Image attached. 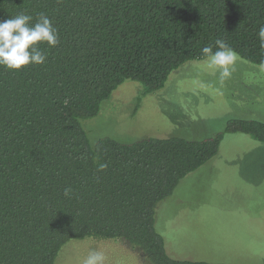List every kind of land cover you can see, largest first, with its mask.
Here are the masks:
<instances>
[{"label": "trees", "instance_id": "16d2710c", "mask_svg": "<svg viewBox=\"0 0 264 264\" xmlns=\"http://www.w3.org/2000/svg\"><path fill=\"white\" fill-rule=\"evenodd\" d=\"M19 13L32 23L47 15L60 43L39 45L43 65L0 67V264H54L68 241L85 238L128 245L144 264H226L168 256L157 206L217 155L225 134L264 144V121L231 118L201 140L126 143L91 142L83 123L125 81L141 86V99L217 39L264 65V0H0V20Z\"/></svg>", "mask_w": 264, "mask_h": 264}, {"label": "rangeland", "instance_id": "374dc122", "mask_svg": "<svg viewBox=\"0 0 264 264\" xmlns=\"http://www.w3.org/2000/svg\"><path fill=\"white\" fill-rule=\"evenodd\" d=\"M140 91L125 81L96 117L84 121L91 142L174 135L201 140L222 132L231 118L264 121V65L239 56L223 84L204 59L183 64L162 89L141 99ZM155 228L173 259L264 264V144L225 134L217 155L159 203ZM93 249L105 254V264L145 263L128 245L85 238L68 241L54 264H83Z\"/></svg>", "mask_w": 264, "mask_h": 264}, {"label": "clouds", "instance_id": "9594fccd", "mask_svg": "<svg viewBox=\"0 0 264 264\" xmlns=\"http://www.w3.org/2000/svg\"><path fill=\"white\" fill-rule=\"evenodd\" d=\"M33 17L19 13L6 20H0V67L13 72L23 71L30 65H43L47 55L39 47L46 44L49 49L60 43L58 30L53 27L51 19L41 13L35 23ZM261 50L264 51V25L258 30ZM213 46L201 49L205 63L209 69L218 72L219 81L223 84L235 71L237 53L224 39L215 40ZM101 167H106L102 165ZM72 189L65 188L63 195L70 198ZM105 254L99 250H91L83 264H105Z\"/></svg>", "mask_w": 264, "mask_h": 264}]
</instances>
